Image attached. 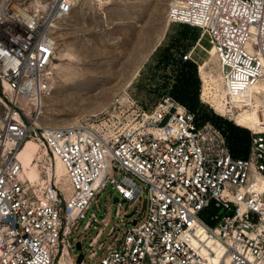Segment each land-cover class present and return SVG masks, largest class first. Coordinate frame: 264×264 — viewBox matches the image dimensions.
<instances>
[{"label": "built area", "instance_id": "2783aa9c", "mask_svg": "<svg viewBox=\"0 0 264 264\" xmlns=\"http://www.w3.org/2000/svg\"><path fill=\"white\" fill-rule=\"evenodd\" d=\"M76 1L0 0V264H85L88 247L90 259L102 252L96 264H264V118L246 156L169 94L147 109L115 99L101 120L42 121L56 31ZM167 19L207 30L225 94L264 84V0H170ZM28 139L33 177L19 156ZM108 183L115 216L123 201L143 199V209L111 225L103 247L99 195ZM81 223L96 230L85 246L77 240V261L69 235Z\"/></svg>", "mask_w": 264, "mask_h": 264}, {"label": "rangeland", "instance_id": "374dc122", "mask_svg": "<svg viewBox=\"0 0 264 264\" xmlns=\"http://www.w3.org/2000/svg\"><path fill=\"white\" fill-rule=\"evenodd\" d=\"M169 1L77 0L56 31L52 86L43 95L42 121L58 125L76 120H101L108 115L115 99L129 98L147 109L160 96L169 94L194 112L198 126L211 123L228 147L231 131L247 135L246 140L248 138L249 141L252 126L264 118V89L242 91L245 103L238 101V93L225 94L208 32L197 25L168 21ZM185 52H190V57L185 59L193 63V70L188 68V64L182 65L180 57L183 60ZM189 71H192L189 82L197 90L195 97L199 108L192 109L170 92L181 73L187 75ZM207 86L211 94L201 98V91ZM124 107L127 104L121 105L120 109ZM128 109L131 111L133 108ZM240 115L249 116L250 122L238 124L236 118ZM30 142H26L23 148ZM31 147L33 149L29 147L21 151L23 162H27L34 152L32 142ZM25 168L27 174L34 171L29 163ZM53 170L57 181L65 184L63 167L56 164ZM116 195L110 183L99 195L101 210L98 214L107 216V225L98 239V242L103 241V247L112 240L113 234L107 235L111 225L118 222L122 228L124 222H131L133 218L127 216L130 211L135 207H138V212L143 209V199L140 205L137 201H123L119 215L115 216L113 197ZM95 230L93 227L82 230L81 223L69 239L73 236L76 241L82 239V246H85ZM88 231L90 234L84 238ZM91 249L84 250L85 264H96L102 255L98 250L97 256L90 259L88 252ZM80 251L76 246L71 248L75 260Z\"/></svg>", "mask_w": 264, "mask_h": 264}, {"label": "trees", "instance_id": "16d2710c", "mask_svg": "<svg viewBox=\"0 0 264 264\" xmlns=\"http://www.w3.org/2000/svg\"><path fill=\"white\" fill-rule=\"evenodd\" d=\"M182 61V65L188 64V68L192 69V62H189L187 59H183L180 57ZM187 66V65H186ZM192 71H189L187 75L182 72L180 77L177 79V81L172 85L170 88V92L184 101L186 104L190 105L193 109L194 107L199 108V104L196 100L197 90L192 86V83L189 82V78H191ZM245 134H242L240 132L231 131L229 135V148L231 150V153L234 156H246L249 150L250 146V138L248 141V138L246 140ZM249 144L247 146V143Z\"/></svg>", "mask_w": 264, "mask_h": 264}, {"label": "bare ground", "instance_id": "6f19581e", "mask_svg": "<svg viewBox=\"0 0 264 264\" xmlns=\"http://www.w3.org/2000/svg\"><path fill=\"white\" fill-rule=\"evenodd\" d=\"M205 30V29H204ZM207 31V30H206ZM210 39V38H209ZM210 44H211V48H212V50H213V52L215 53V51H214V47H213V43H212V41L210 40ZM252 89H254V90H257V89H264V84L263 85H256V87L255 88H251V89H246L245 91H243V92H246L247 90L250 92V90H252ZM210 94H211V89H210V87L209 86H207V87H204L203 89H202V91H201V94H200V97L201 98H207V97H209L210 96ZM242 94H240V99H241V96ZM245 99H246V97L244 96L243 97V100L244 101H239V102H243V103H245ZM260 120V119H259ZM236 122L238 123V124H242V125H244V124H246L247 122H250V117L249 116H247V115H240V116H238L237 118H236ZM28 141H31L32 142V145H34V151H35V149H36V142L33 140V139H28L26 142H28ZM26 142H25V144H26ZM31 142L29 143V145H27L25 148H23V146L25 145H23L22 147H21V149H20V151H19V156H20V153H23V152H21V151H26V148H32L31 147ZM22 148H23V150H22ZM33 149V148H32ZM30 151H32V150H30ZM29 152V151H28ZM27 153V152H26ZM21 155H23V157L25 158V156H24V154H21ZM29 155V154H28ZM33 155V153H31L30 154V156H29V160H27V158H26V160H27V162L26 161H24L23 162V164H24V167H25V164L27 163H29L30 164V166H31V169H33L34 171H36V169H35V166L33 165V164H31V161H30V158H31V156ZM21 157V156H20ZM23 158V159H24ZM55 163L56 164H60L62 167H63V165H62V163H61V161L59 160V159H57L56 158V161H55ZM55 164V165H56ZM28 167V166H27ZM30 168V167H29ZM63 169H64V167H63ZM30 170V169H29ZM25 171H26V168H25ZM30 171H32V170H30ZM30 172V174H28L30 177H33V176H36V174H37V171H36V173L35 172ZM27 173V172H26Z\"/></svg>", "mask_w": 264, "mask_h": 264}, {"label": "water", "instance_id": "95a60500", "mask_svg": "<svg viewBox=\"0 0 264 264\" xmlns=\"http://www.w3.org/2000/svg\"><path fill=\"white\" fill-rule=\"evenodd\" d=\"M117 199V196H114L113 197V200H116ZM130 214V213H128ZM76 247L79 249L80 248V242L79 241H76ZM81 259V253L79 254V256L77 257V261H79Z\"/></svg>", "mask_w": 264, "mask_h": 264}]
</instances>
